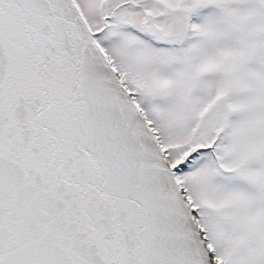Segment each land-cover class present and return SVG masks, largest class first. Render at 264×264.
<instances>
[{
	"label": "snow or ice",
	"instance_id": "6c2138e0",
	"mask_svg": "<svg viewBox=\"0 0 264 264\" xmlns=\"http://www.w3.org/2000/svg\"><path fill=\"white\" fill-rule=\"evenodd\" d=\"M0 264H264V0H0Z\"/></svg>",
	"mask_w": 264,
	"mask_h": 264
}]
</instances>
